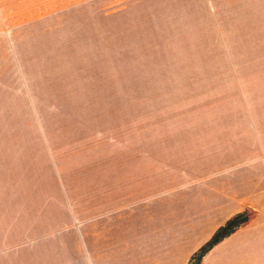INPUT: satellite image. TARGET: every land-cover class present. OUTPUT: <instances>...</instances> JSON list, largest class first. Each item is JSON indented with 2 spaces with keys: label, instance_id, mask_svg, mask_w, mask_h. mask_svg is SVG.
I'll list each match as a JSON object with an SVG mask.
<instances>
[{
  "label": "rangeland",
  "instance_id": "rangeland-1",
  "mask_svg": "<svg viewBox=\"0 0 264 264\" xmlns=\"http://www.w3.org/2000/svg\"><path fill=\"white\" fill-rule=\"evenodd\" d=\"M122 38L19 42V125L1 114L0 188L19 153V218L50 249L19 260L64 264L65 221L97 180L154 187L161 152L176 150L180 164L237 173L241 147L255 145L264 0H162Z\"/></svg>",
  "mask_w": 264,
  "mask_h": 264
},
{
  "label": "crops",
  "instance_id": "crops-1",
  "mask_svg": "<svg viewBox=\"0 0 264 264\" xmlns=\"http://www.w3.org/2000/svg\"><path fill=\"white\" fill-rule=\"evenodd\" d=\"M161 1L0 0V116L19 125V42L124 40ZM256 122L255 145L241 147L237 173L180 164L185 153L176 150L161 152L154 187L132 184L126 174L112 191L99 180L96 188L85 186L78 216L65 221L64 264H189L236 215L246 221L200 264H264V117ZM10 166L12 179L0 188V264H41L45 252L19 260L25 248L50 249L35 240L34 219L19 218V153Z\"/></svg>",
  "mask_w": 264,
  "mask_h": 264
},
{
  "label": "trees",
  "instance_id": "trees-1",
  "mask_svg": "<svg viewBox=\"0 0 264 264\" xmlns=\"http://www.w3.org/2000/svg\"><path fill=\"white\" fill-rule=\"evenodd\" d=\"M246 218L240 215L230 219L225 226L221 227L214 236L208 241L190 260L189 264H200L204 255L210 251L213 246L221 242L224 238L228 237L236 231V229L245 222Z\"/></svg>",
  "mask_w": 264,
  "mask_h": 264
}]
</instances>
